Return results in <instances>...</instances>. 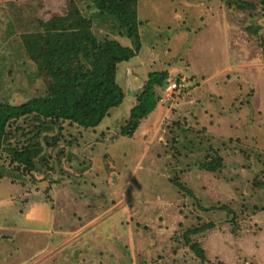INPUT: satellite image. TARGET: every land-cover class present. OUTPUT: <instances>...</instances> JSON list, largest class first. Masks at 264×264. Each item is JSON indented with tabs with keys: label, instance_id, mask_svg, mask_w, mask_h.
<instances>
[{
	"label": "rangeland",
	"instance_id": "obj_1",
	"mask_svg": "<svg viewBox=\"0 0 264 264\" xmlns=\"http://www.w3.org/2000/svg\"><path fill=\"white\" fill-rule=\"evenodd\" d=\"M135 9L142 47L119 67L120 106L91 130L63 122L61 133L37 135L29 118L13 129L10 144L43 149L34 172L0 178V264H202L189 241L216 264H264L263 0H138ZM71 13L90 19L98 39L132 47L94 0H0V103L47 93L51 78L27 42L41 22ZM153 71L183 86L157 87L155 112L123 137ZM217 156L216 172L201 167Z\"/></svg>",
	"mask_w": 264,
	"mask_h": 264
},
{
	"label": "trees",
	"instance_id": "obj_2",
	"mask_svg": "<svg viewBox=\"0 0 264 264\" xmlns=\"http://www.w3.org/2000/svg\"><path fill=\"white\" fill-rule=\"evenodd\" d=\"M138 0H94L95 8L106 19H112L124 29L123 37L132 40V47L109 38L98 39L90 32L91 20L79 13L66 18L57 17L48 23L41 22L43 33L27 42L32 59L50 78L51 83L44 96L13 105L0 103V151L7 153L9 166L0 165V178L19 180L36 169V160L42 153V145L36 141L22 146L10 144L13 129L20 121L31 119L38 122V134L57 127L62 132L63 122H69L84 130L97 128L109 115L111 109L120 106L125 93L117 82L119 67L129 62L141 50L142 41L135 5ZM264 2V0H263ZM231 5V4H229ZM245 2L238 7L246 8ZM41 43L37 52L33 47ZM168 71H153L142 91L136 96V105L130 111L129 121L121 128L123 137L133 138L141 121L157 109L160 97L156 88L163 87L169 79ZM166 85H168L166 83ZM165 85V86H166ZM54 136L51 144L56 145ZM223 166V160L203 163L201 167L216 172ZM174 184L188 191L177 180ZM203 228L190 230L198 233ZM190 249L202 264H216L211 261L198 243L188 242ZM217 264H226L219 261Z\"/></svg>",
	"mask_w": 264,
	"mask_h": 264
},
{
	"label": "built area",
	"instance_id": "obj_3",
	"mask_svg": "<svg viewBox=\"0 0 264 264\" xmlns=\"http://www.w3.org/2000/svg\"><path fill=\"white\" fill-rule=\"evenodd\" d=\"M183 85L177 84V82H169V84L166 86V90L170 92H174L178 89H180Z\"/></svg>",
	"mask_w": 264,
	"mask_h": 264
},
{
	"label": "crops",
	"instance_id": "obj_4",
	"mask_svg": "<svg viewBox=\"0 0 264 264\" xmlns=\"http://www.w3.org/2000/svg\"><path fill=\"white\" fill-rule=\"evenodd\" d=\"M154 112H155V111H154ZM154 112H153V113H154ZM153 113H152V114H153Z\"/></svg>",
	"mask_w": 264,
	"mask_h": 264
}]
</instances>
